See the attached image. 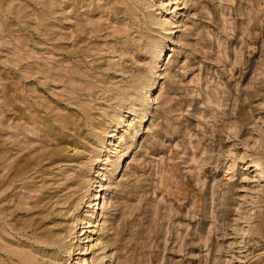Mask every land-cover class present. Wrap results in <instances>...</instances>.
Returning <instances> with one entry per match:
<instances>
[{
	"label": "rangeland",
	"instance_id": "374dc122",
	"mask_svg": "<svg viewBox=\"0 0 264 264\" xmlns=\"http://www.w3.org/2000/svg\"><path fill=\"white\" fill-rule=\"evenodd\" d=\"M0 264H264V0H0Z\"/></svg>",
	"mask_w": 264,
	"mask_h": 264
},
{
	"label": "bare ground",
	"instance_id": "6f19581e",
	"mask_svg": "<svg viewBox=\"0 0 264 264\" xmlns=\"http://www.w3.org/2000/svg\"><path fill=\"white\" fill-rule=\"evenodd\" d=\"M79 260V259H78Z\"/></svg>",
	"mask_w": 264,
	"mask_h": 264
}]
</instances>
